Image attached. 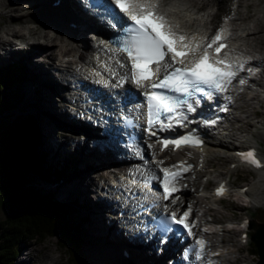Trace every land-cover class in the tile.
Instances as JSON below:
<instances>
[{"label": "bare ground", "instance_id": "bare-ground-1", "mask_svg": "<svg viewBox=\"0 0 264 264\" xmlns=\"http://www.w3.org/2000/svg\"><path fill=\"white\" fill-rule=\"evenodd\" d=\"M56 1L58 0H0V60L4 58V55H7L6 58L8 59L21 58L23 60L25 72L22 82L25 84V88L23 89H26L24 94L30 109L36 112L37 120H39L38 122L40 123L38 127L41 133L43 132L42 141L44 140L43 146L45 145L44 152L48 150L46 155H50H48L49 157L47 158L48 162L46 165H50L54 169L55 167L57 168L61 156L67 155L65 152L68 151V147L70 146L69 143L71 144L73 142L76 146L74 151L75 156H78L77 158L74 157L76 159L75 162L77 163L80 160L81 163L84 164L86 161L83 166H80V169L82 168L85 171L98 169L95 175L91 171L87 179H82L81 176L78 178L69 177V179L63 181L62 184L59 183V185L67 186L66 194L67 188L71 190V195L68 197L75 201L76 209L79 214L87 218L88 223L86 220V224L89 231L88 234L97 251H102V254H115L118 256H121L124 251L123 258L126 263L122 262L121 264H169L172 257L175 259L173 263L176 264L178 262V253L182 243L171 242L170 246L174 245L175 247L170 250H165L163 254L158 257V246L155 242L148 241L143 243L136 236L127 238L119 225L118 212L115 216L111 214L116 211L115 202L108 201L99 195L97 188H99V185L107 182L108 178L112 177L110 175L115 173L114 169L126 170L127 166L130 167L133 164L139 163L138 160L132 156L128 160L118 161L116 155L120 152V149L113 145L111 140L100 137L99 132H97L98 130L93 128L88 120L71 115L67 109L59 106L58 101L55 99L56 95L61 98L62 102H65L67 100L64 96L65 89L69 91L71 88L70 82H65V79L60 74H57L55 70H60L61 72L74 70L76 74H81V78L85 79L86 83L89 82V84L93 79L100 78L110 83L117 73H121L122 76L125 75L123 73L125 70L124 66L120 62L118 56L109 49H106L104 45L96 46V44L92 42L88 32L89 28L94 30L95 26L89 20L92 19V16L88 15L85 10L79 7L78 3L80 1L59 0L60 2L55 3ZM251 1L252 0H238L235 13L229 15L228 20L221 26V28H224L222 30L223 37L227 36L224 40L229 43L227 50L223 54L224 57L226 56L234 63H243L252 66V68L250 72H248L251 74L249 82L246 84L245 82L235 84L233 88L231 87L232 89H228L224 96L225 100L223 99V102L227 104V110L221 115V118L213 122V125L218 128L217 135H215V137H207L206 144L203 148L197 147V149L191 152L182 149L173 153V157L178 158L177 162H174L173 165L171 163L172 155L169 154L170 152H162V146L155 143L154 140H147L145 142L144 139H142V142L146 144L144 148L145 154L147 155V162L142 163L145 171L143 172V168H141L138 174L144 175L148 172V174L160 176L163 168L173 170L176 169L173 167L176 165L187 169L176 182V185H180V183L182 184L183 182H189L191 183L190 185H199L198 176L194 177L193 175L197 174L198 168L199 171H204V169L208 170L209 167L207 165L210 159L222 157L224 160H232L231 164H237L238 162L234 157V151L243 149L240 145H261L258 134L264 129L263 120L257 121L251 131L245 132L242 136V140L240 133L237 131L242 127L249 126L250 117L243 116V113L256 112L253 110L254 108L249 101L250 99L254 100L257 98L258 92L260 93L259 99H255L254 102L258 101L257 103L260 105L258 108L259 111L264 109V85L263 87L259 86L262 81H264V34H262L263 29L260 30V27H264V23H262L264 22V9H257L256 12L254 10L256 14L254 15L256 18L255 20L257 21L255 22L256 24H248L250 26L239 25L240 27H237L236 22L237 18L245 20L248 14H251L247 13V10L243 9V7L246 8V6L248 7L251 3L261 2V0ZM262 1L264 2V0ZM157 3L158 11L164 14L172 25L177 26L176 30L178 33L184 34L189 38L193 36L196 37L197 42L203 41V46L208 44L209 40L206 41L205 36H207V33L210 31V26H207V24H212L213 19L209 21L212 15L211 12L204 11L200 13L196 11V9L200 7V5L196 6V0H175L168 4L166 0H157ZM71 23H74V25ZM212 28V32H214L215 25L212 26ZM35 39H39L38 42H34ZM88 39L91 41V44ZM211 39L212 38H210V40ZM257 45H259V48ZM80 46L82 50H80ZM50 49L51 52L49 55L47 50ZM92 51H94L95 54L92 55ZM36 53H40L43 57H35ZM89 54L92 55V63L85 62L84 65H87L86 67H82L83 64L81 63V68H79L78 65H80V62L84 61ZM57 55L58 59H55ZM41 59L43 60L41 61ZM48 63L51 64V66L48 67ZM100 71H102L101 76ZM252 82L254 83L252 84ZM67 85L69 86L68 89L66 88ZM256 85L260 87V89L257 87L259 90L258 92L256 88H254ZM60 89L61 91H59ZM100 90L104 91L105 89L101 88ZM99 96H102L101 92ZM67 113L70 115L71 119H69ZM55 123H58L59 126L63 125L67 127V129H72L74 133H77L78 130L81 132V128H83V132L87 133L86 139L83 141L87 143L90 141L89 138H93L94 136V138L103 140L108 146L103 144L102 150L98 146L87 147L85 144H82L80 138H78L77 141H73L72 134L66 137V140H59L60 135L56 133L54 127ZM78 123L80 125L76 126ZM238 140L241 141L237 143L236 141ZM260 152L264 153V150ZM195 158L197 159L193 160ZM196 161V167H192V164ZM80 169L78 168L77 171ZM102 170L105 172L108 171V174H102ZM207 170L205 174L202 175V179L207 177L206 181L200 184L202 191H205L204 193H206V188L209 183L220 178H216L213 175V170ZM233 171L234 167L233 169L229 168L227 174L222 176L223 179L226 180ZM257 172L260 180L264 181V168ZM100 179L102 180L97 182ZM74 180L75 182L72 184ZM228 182L230 188L236 187L231 185L230 179ZM93 185L96 186V188H94ZM245 186H248L246 193L242 194V192L239 191L241 187H243L240 185L238 188L233 189V192L230 194L231 197H235L234 201L238 204H242V201L249 203L251 201L250 198L254 197L250 191L254 185L249 184ZM93 194L97 195V200H95ZM175 198H177V200ZM80 199H82L83 202ZM198 199L201 200L198 201ZM207 200L210 201L208 194H203V196H199L198 198L190 191L189 187L181 186L180 190L176 191L174 194V200H172L170 204L172 209L190 210V215L195 216L197 212L201 213V209L204 208V204ZM212 210L219 211L221 208L212 206ZM204 224L208 225L209 222L207 220H194V230L197 232L200 239L206 241L203 259H196L194 264L232 263V257H229L230 254L233 253L232 250L225 252V250L221 249L214 255L206 253L208 247L216 248V246L219 245L217 242L219 240L217 235L221 234V231H214L212 229L206 230L203 228ZM249 227H251V224ZM234 228L235 227L223 229L231 233V230L233 231ZM222 241L229 243L232 239L227 234L221 242ZM29 253L28 259L24 258L20 262L21 264H59L62 261L59 255L45 254L41 257L33 256L34 253L31 249ZM168 256L171 257L169 258ZM96 257L98 258L99 256L97 255ZM217 257L221 258L217 259ZM243 262H245V260H243ZM76 263L78 264V262ZM104 263L111 264L110 262Z\"/></svg>", "mask_w": 264, "mask_h": 264}, {"label": "snow or ice", "instance_id": "snow-or-ice-1", "mask_svg": "<svg viewBox=\"0 0 264 264\" xmlns=\"http://www.w3.org/2000/svg\"><path fill=\"white\" fill-rule=\"evenodd\" d=\"M109 7L114 14L122 13L130 21L119 40L121 51L127 54L131 62L130 77H122L120 83L130 78L136 85L143 87L147 82L151 91L145 93L146 103L150 115L155 117L149 120V124H163L161 116H167L170 120L177 116L186 119L180 110L186 106L188 111H194L191 100L198 93L211 97L215 92L226 91L236 75V69L243 68L242 63L237 64L226 56L221 57L220 53L227 47L222 43L223 31L203 46V41L197 42L196 37L189 38L178 33L177 26L172 25L158 11L157 0H110ZM196 102L199 103L198 100ZM162 144L165 148L169 145L180 148L183 145L199 146L202 141L193 135H186L172 140L165 139ZM239 155L245 162L256 167L264 166L254 150ZM161 171L162 177L154 179L160 180L162 198L167 200L178 191L176 182L183 172L169 168ZM148 186L146 183L145 187ZM224 191L221 186L217 194L222 195ZM189 216L190 210L185 211L180 218H177L175 212L164 217L165 231H172L171 225H179L191 236ZM205 246L206 241L203 239L195 241L192 249H198L195 253L197 259H203Z\"/></svg>", "mask_w": 264, "mask_h": 264}, {"label": "rangeland", "instance_id": "rangeland-1", "mask_svg": "<svg viewBox=\"0 0 264 264\" xmlns=\"http://www.w3.org/2000/svg\"><path fill=\"white\" fill-rule=\"evenodd\" d=\"M198 5H206V9L207 12H211L212 14L217 10L218 12L214 14L213 16V21H212V26L214 25H219V27L223 26L224 22H226L228 20V16L229 15H233L235 13V8L237 6V2L238 0H196ZM253 1V0H252ZM251 1V2H252ZM250 2V1H249ZM255 4V5H254ZM259 5V6H258ZM262 5V6H261ZM264 2L261 0V2L259 1L258 3H251L248 5V7L246 6L243 7V9L247 10V13H251L248 14V17L245 20H240V19H236L237 21V27L240 26H250L248 24H256L255 22H257L255 19V12L257 11V9H264ZM255 6V7H254ZM257 6V8H256ZM242 9V7H241ZM251 9V10H249ZM255 10V12H254ZM204 12V11H203ZM254 12V13H253ZM264 14V13H263ZM253 15V16H252ZM212 16V15H211ZM210 16V18H211ZM209 18V20H210ZM240 22V23H239ZM264 23V22H262ZM72 24V23H71ZM74 24V23H73ZM240 25V26H239ZM207 26H211V24H207ZM264 26V24H263ZM260 27V26H259ZM263 29L262 34H264V27L261 28L260 30ZM254 39V37H253ZM33 40V39H32ZM35 40H39V39H35ZM89 43L91 44V41L88 39ZM256 42V41H254ZM264 42V41H263ZM258 43V42H257ZM260 45V44H259ZM259 45L258 48H259ZM51 49L47 50V53H49L50 55ZM23 54V53H22ZM25 54V52H24ZM7 56V55H6ZM6 56L4 55L3 59L0 60V65L5 63V65H7V68H10L12 65L15 64L14 68H17V66H19V68L24 69L22 72V78L15 84H13L12 86H10L6 93L4 94V96L9 100V102L11 104H13V107L7 111L5 114L2 115L1 118V122H3V124L5 122H8V119H13L14 117H17L19 115L22 114H26L27 112H31L30 114L33 116L34 120H36L37 125L39 126V120H37V114L35 111H33L32 109H30L29 104L26 102V96H25V90L23 89L25 88V84L22 82L23 76H24V72H25V66L24 63L22 62L23 60L21 58H16V59H8L6 58ZM23 56V55H22ZM21 56V57H22ZM35 57H43L40 53H36ZM37 58V59H38ZM8 59V60H7ZM55 59H58V55ZM43 59H41L42 61ZM264 62V61H263ZM50 63V62H49ZM48 63V67L51 66V64ZM251 67L248 70H251ZM51 69V68H50ZM55 72L57 73V71L55 70ZM20 73V72H19ZM264 80V79H263ZM54 81V80H53ZM66 82V81H65ZM248 83V82H247ZM254 82H252L253 84ZM264 85V81H262L261 85L263 87ZM258 85L254 86V88H256V91L258 92L260 89V87H258ZM67 89L69 88V86L67 85L66 87ZM18 90H20L22 97L19 98V94H18ZM61 91V89L59 90ZM67 90L65 89L64 92V96L67 95ZM260 93L258 92L257 98L255 99H259V95ZM56 97V98H55ZM55 99L58 101L59 106L64 107V103L67 102H62L61 98H59V96L57 97L55 95ZM250 99V103L253 106V110L256 111L255 113L252 112H246L243 113V116H249V120L250 123L248 124L249 126L246 127H242L241 129H238V133H240L241 136V140H242V136L244 135L245 132L247 131H251L256 122L259 120H263L264 121V109H262V111H259L258 108L260 105H258V101H255ZM66 109V108H65ZM258 112V113H257ZM67 115L69 116V119H71L70 115L67 113ZM227 124V123H225ZM80 125L79 123L76 124ZM92 126V125H91ZM55 129H56V133L58 135H60L59 140H66V137L71 136V134L73 135L72 139L73 141H77L78 138H80V141L82 142V144H85L87 147L91 145V142H85L83 141L84 139H86L87 133H84L83 128H81V132L80 130H78L77 133L72 132V129H67V127H64L63 125L59 126V124L55 123L54 125ZM39 128V127H38ZM54 129V130H55ZM243 131V134H242ZM38 132L41 135L40 132V128L38 129ZM43 133V132H42ZM75 137V138H74ZM258 137L260 138L261 141V145L259 146L261 150H264V129H262L259 134ZM41 141H42V135H41ZM241 140L236 141L237 143H239ZM68 142V140H67ZM72 142V141H71ZM44 140L41 142V148L43 146ZM72 144V145H71ZM69 143V147H68V151L65 152L67 153V155H62L60 158V163L58 165V169L55 167L51 168V172L50 175L48 177V181L46 180H40L39 178H34L33 182H34V187H36L43 195H49V194H54V196L57 198V200H61V199H66L65 202L67 201H71L72 199L68 196L71 195V190L69 188H67V194H66V185H59V183L62 184L63 181L69 179V177H76L78 178L79 176H81L82 179H87V176L89 175V173L92 171V173L95 175L98 171L97 170H91V171H85L82 168L80 169V166L84 165L86 163V161L83 163H81V161L79 160L77 163L75 162V158H77L78 156H75V149L76 146L75 144ZM40 146V145H39ZM45 146V145H44ZM241 147V145H240ZM246 147V146H243ZM46 148V147H45ZM81 149V148H80ZM48 150H46L47 152ZM66 151V150H64ZM39 152L42 153L44 155V168L47 167V158L50 156L46 155V152H44L43 150L40 149L39 147ZM170 152V151H169ZM173 154V153H172ZM46 155V156H45ZM77 155V154H76ZM191 155V154H189ZM167 156V155H166ZM175 156V155H174ZM188 156V155H187ZM75 157V158H74ZM176 159V160H175ZM178 158H174L172 160V165L174 162H177ZM197 158L193 159L196 160ZM202 160V159H201ZM198 161V160H197ZM197 161L195 163L192 164V167H196L197 165ZM232 161V160H231ZM231 161L229 160H224L222 157L219 158H212L210 159L209 163H208V170L204 169L199 171H197L195 176H198V180L200 182V184H202L201 182H205L206 178L202 179V175L205 174L206 170L207 171H211L213 170V175L218 178V177H222L225 176L227 174V172L229 171V168L234 167V171L228 176V178L230 179V181L232 182L233 185H241V186H245V185H249L252 184L254 186H252L251 188V193L254 195L253 198H250V202L246 203L245 201H242V204H238L236 203V201H234L235 197H231L229 196L228 198L221 200V202L218 203H214L213 201H209L207 200V202L204 204V208L201 209V213H196L195 220L196 221H202V220H207L209 222L208 226H205L206 229H212L214 231H221V234L217 235V238L219 239L217 242L219 243V245L216 246V248H209L208 247V251L206 253L210 254V255H214L215 253L219 252L221 249L226 251L232 250L233 253L230 254V258L232 257V263H225V264H257V261L259 259L258 255H254V253L250 252L248 250V248L250 247V241L251 240V236L252 233L254 232V228L250 227L249 232H250V236L248 237V243H244L241 241V236L243 235V230L242 227L248 222V224L251 222V220H256L257 222H261L259 219H257V215H259L260 210L264 209V181L260 180L259 174L257 172H250L247 169H243V168H235V164H231ZM193 162V161H192ZM79 163V164H78ZM51 167V166H50ZM80 169L79 171H77V169ZM94 171V172H93ZM103 172L102 174H108L105 173V171H101ZM64 178V179H63ZM102 179H100L97 182H100ZM75 182L72 181V184ZM98 184V183H97ZM96 184V185H97ZM191 183H180V187L184 186V187H189L190 191H192V193H194L195 196H197L199 198V196H203L205 191H202L201 189V185L199 184H193L190 185ZM53 186V187H51ZM216 186V183L213 181L211 183H209V185L207 186V189H213V187ZM94 188H96V186L93 185ZM53 188V189H50ZM238 187H235L233 189H236ZM66 195V196H65ZM93 197H95V200H97V195L93 194ZM238 198V197H236ZM177 200V198H175ZM180 199V198H179ZM82 201V199H80ZM201 199H198V201ZM71 202H75L74 200H72ZM83 202V201H82ZM4 204L3 201L0 200V220L4 218V216L6 215V208H4L2 205ZM212 206L213 207H217V208H221V210L217 211V210H212ZM76 214L70 216L69 220L70 223L73 226H77L79 225V217L82 220V226L84 228L83 232H82V237L84 238V244H83V259H81V261L78 264H105L104 262L107 263H111V264H120L126 263L125 259L123 258V253L121 256L118 255H111V254H102V251H97L93 244H92V240L90 239V235L88 234V228H87V224H86V220L87 218L83 217V215L81 216V214H79L78 210L75 209L74 211ZM118 210L116 209L115 213H111L113 214V216H115L117 214ZM207 212V213H206ZM79 216V217H78ZM88 223V220H87ZM250 226V225H249ZM233 231L231 230V233L228 231H225L226 228H233ZM225 228V229H223ZM222 229V230H221ZM86 231V232H85ZM88 234V236H87ZM229 235L230 238L232 239V241H230L229 243H225V241L221 240L224 238V236L226 237V235ZM220 237V238H219ZM60 238L55 236H48L45 240H41V238H25L24 241L21 243V254L19 256L16 257V260L14 262V264H21L20 262L26 258L28 259L30 253L29 250L31 249V251L34 253L33 256H42L45 254H54V255H59L61 258V262L59 264H77L76 261H70V259L72 258L70 251L68 249V247L62 246V241L59 240ZM61 245H60V243ZM23 247V248H22ZM67 249V251H66ZM218 249V250H217ZM99 256L98 258L96 256ZM158 255V254H157ZM160 255H158L159 257ZM102 257V258H100ZM156 258V257H155ZM221 258V257H217ZM243 260H245V262H243ZM205 262V261H203ZM208 264V263H205ZM224 264V263H221Z\"/></svg>", "mask_w": 264, "mask_h": 264}, {"label": "trees", "instance_id": "trees-1", "mask_svg": "<svg viewBox=\"0 0 264 264\" xmlns=\"http://www.w3.org/2000/svg\"><path fill=\"white\" fill-rule=\"evenodd\" d=\"M14 67L0 71V200L7 212L0 220V264H14L26 237L45 240L55 235L62 246L68 247L71 260L79 263L83 259L84 228L79 216L77 226L69 220L76 214V203L57 200L54 194L43 195L34 187L33 179L48 181L52 168L43 166L45 157L39 147L45 149L41 148L42 133L38 132L36 120L26 111L18 118L1 122L2 115L13 107L4 94L10 86L20 83L24 70ZM18 94L21 98L20 90ZM258 212L257 219L264 222V209ZM248 250L257 255L254 242L250 241Z\"/></svg>", "mask_w": 264, "mask_h": 264}, {"label": "water", "instance_id": "water-1", "mask_svg": "<svg viewBox=\"0 0 264 264\" xmlns=\"http://www.w3.org/2000/svg\"><path fill=\"white\" fill-rule=\"evenodd\" d=\"M251 227L254 228L251 240L257 248V255L259 259L257 264H264V222H257L255 219L250 223Z\"/></svg>", "mask_w": 264, "mask_h": 264}]
</instances>
